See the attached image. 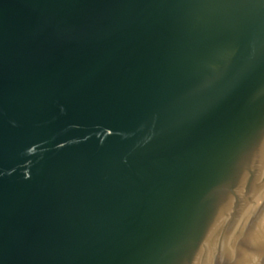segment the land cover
Segmentation results:
<instances>
[{"label": "water", "instance_id": "obj_1", "mask_svg": "<svg viewBox=\"0 0 264 264\" xmlns=\"http://www.w3.org/2000/svg\"><path fill=\"white\" fill-rule=\"evenodd\" d=\"M0 264H264V0H0Z\"/></svg>", "mask_w": 264, "mask_h": 264}]
</instances>
